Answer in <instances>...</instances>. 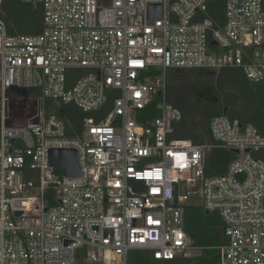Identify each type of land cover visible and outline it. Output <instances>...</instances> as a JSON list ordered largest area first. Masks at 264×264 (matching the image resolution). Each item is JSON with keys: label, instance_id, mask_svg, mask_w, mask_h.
<instances>
[{"label": "built area", "instance_id": "1", "mask_svg": "<svg viewBox=\"0 0 264 264\" xmlns=\"http://www.w3.org/2000/svg\"><path fill=\"white\" fill-rule=\"evenodd\" d=\"M20 1L43 6L44 28L9 34L0 0V264H128L133 251L174 260L206 248L218 264H264V135L223 114L210 121L214 143L176 139L182 112L166 98L171 69L264 80V0H226L222 22L208 14L214 0ZM22 90L37 109L15 123ZM48 101L92 115L70 135ZM213 147L236 154L223 172L207 171ZM52 149H77L81 175L51 164ZM193 205L220 214L223 244L189 236Z\"/></svg>", "mask_w": 264, "mask_h": 264}, {"label": "trees", "instance_id": "2", "mask_svg": "<svg viewBox=\"0 0 264 264\" xmlns=\"http://www.w3.org/2000/svg\"><path fill=\"white\" fill-rule=\"evenodd\" d=\"M226 0L210 3L208 14L216 21L224 19ZM3 18L7 22L9 34H38L44 28V8L41 4L24 3L20 0H4ZM167 100L182 112V118L175 125L172 137L190 139L195 143H214L210 121L213 117L226 114L242 122L251 123L264 135V80L249 81L237 68L216 71L208 68L193 70L171 69L168 72ZM35 92L22 90L14 94L13 104L18 113L34 112L35 105L27 100ZM160 100V97H157ZM35 102V101H34ZM47 111L63 117L68 125V133L81 132L83 120L90 112L64 104L55 109L47 102ZM155 110L150 115L156 116ZM1 126V118H0ZM236 157L233 151L213 147L208 154L207 171L223 172ZM225 223L219 213H208L202 206H190L186 213V231L197 245L218 246L226 241ZM220 254L217 249L206 248L201 255L191 259L156 260L150 252L133 251L128 264H218Z\"/></svg>", "mask_w": 264, "mask_h": 264}, {"label": "water", "instance_id": "3", "mask_svg": "<svg viewBox=\"0 0 264 264\" xmlns=\"http://www.w3.org/2000/svg\"><path fill=\"white\" fill-rule=\"evenodd\" d=\"M160 5L151 6V17H159ZM38 122V119L35 120ZM51 164L64 168V174L68 177L81 175L79 152L77 149H52L49 154Z\"/></svg>", "mask_w": 264, "mask_h": 264}, {"label": "rangeland", "instance_id": "4", "mask_svg": "<svg viewBox=\"0 0 264 264\" xmlns=\"http://www.w3.org/2000/svg\"><path fill=\"white\" fill-rule=\"evenodd\" d=\"M27 101H28V103H30V105L34 104L35 105V110L37 109V104H36V102H34V99L31 98V99H29ZM30 114H31L30 112H25L24 114L18 113V111H16V109L14 108V104L12 103L11 121H13L15 123H24L26 121L27 117ZM201 254H202V252H201Z\"/></svg>", "mask_w": 264, "mask_h": 264}]
</instances>
